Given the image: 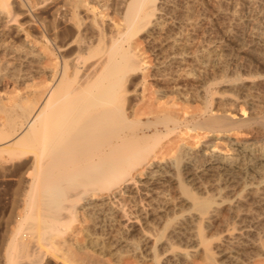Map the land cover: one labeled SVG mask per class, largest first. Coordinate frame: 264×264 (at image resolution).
<instances>
[{"label":"bare ground","instance_id":"obj_1","mask_svg":"<svg viewBox=\"0 0 264 264\" xmlns=\"http://www.w3.org/2000/svg\"><path fill=\"white\" fill-rule=\"evenodd\" d=\"M259 1L240 2L252 5ZM164 2L36 0L34 5L40 11L32 18L29 9L23 8L22 1L0 0V42L12 34L31 28L35 30L32 34L34 43L42 45L44 51L54 58L51 66L42 65L45 54L29 44L27 52L23 53L26 57L22 54L26 61L25 68L20 70L19 67L22 72L17 71L19 73L16 74L17 69L14 67L15 76L12 74L16 82H23V90H17L18 93L7 98L0 95L6 99L0 98V172L8 175L19 172L25 174L22 182L28 187L24 198L26 212L18 221L1 256L4 264L42 262L46 252L42 248L53 247L48 238L63 235L75 219L78 208L89 213L98 211L104 219L126 228L128 223L136 220L132 210L136 206L140 207L142 199L154 200L157 198L156 188L172 185V181L196 211L199 243L203 246V252L213 259L214 253L212 255L200 223L208 218L210 220L214 215L213 206L217 200H214L213 195L197 196L189 187L199 185V180L203 182L204 176L210 178L234 173L240 176L237 172H246L248 168L252 171L259 168L261 180L257 183H264V97L254 92L259 87L261 89L262 85L264 89V71L263 75L255 71L251 72L254 75L245 73L244 76H239L235 71L238 75L230 77L225 66L223 74L229 75V78L223 75L224 78L215 81L218 80L216 74L217 79L211 80L214 78L213 73H218L215 70H224V66H221L226 59L223 57L226 49L222 51V47L224 49L226 45L222 46L221 43V46L218 44L220 47L214 45L215 48L206 50L208 52L202 49L206 54L204 56L203 52L200 56L205 57V63L202 62L195 71L192 69L196 66L187 69L183 64L187 62L185 56L188 49L180 44V35H177L179 40L170 34L173 30L169 33L167 24L164 25L165 11L161 12ZM22 15L27 17L24 22L19 21ZM260 24L262 29L253 31L254 39L250 40L252 44L248 47L251 55L248 56L253 55L255 63L264 67V55L261 56L264 49V22ZM156 33L161 35L159 40ZM155 34V40L160 44L157 53L161 59H157L160 66L156 67L158 69L153 75L157 87L156 100L161 101L169 97V93H174V100L177 96L184 101L192 98L190 94H193L200 105L195 107L196 110L193 108L189 111L178 99L176 103L181 106H174L173 98V105L168 99L170 102L155 101L156 104L142 108L140 102L144 100L145 90L143 61L136 54L134 46L142 36L151 38ZM227 36L228 41L235 39L232 35ZM236 40L238 43L239 40ZM255 43L263 47L260 54L255 51ZM193 50L190 51L195 53ZM38 77H43V84L37 86L34 81L28 82ZM226 90L230 93H226ZM188 95L190 98L187 99ZM239 103L247 104V114L245 110L239 114L236 112ZM146 111L149 114L141 116ZM183 130L184 133L202 131L207 138L200 142V148L195 152L188 153L178 148L170 163L162 166L171 168L173 177H164L159 174L161 167L153 165L155 151L164 141ZM231 132H242L246 136L231 138L228 136ZM218 139L233 150L234 146L240 149L246 147L247 150L253 148L256 155L253 154L255 152L251 153L260 161L242 168L235 162V154L230 156L215 148ZM239 154L236 153L237 156ZM248 154L252 156L250 152ZM250 170L249 173L252 172ZM141 174H144L143 177H140ZM214 178L217 179V176L212 178V182L216 180ZM218 179V185L214 183L215 187H220ZM202 182L201 186L206 187L204 185L207 182ZM243 182L242 186L247 183ZM249 182L247 184L252 186L256 184ZM255 191L252 190V193ZM244 196L243 199L246 198ZM137 197L142 200L141 204L135 203L131 207L129 202ZM237 202H234L236 206ZM160 237L157 236L151 244L155 257V241ZM35 238H40V244Z\"/></svg>","mask_w":264,"mask_h":264},{"label":"rangeland","instance_id":"obj_2","mask_svg":"<svg viewBox=\"0 0 264 264\" xmlns=\"http://www.w3.org/2000/svg\"><path fill=\"white\" fill-rule=\"evenodd\" d=\"M14 1H22L24 4L23 8L29 9L30 14H32V18H34V15L40 11V9L34 5L36 0H11V2ZM164 1L166 3L164 2L162 5V7L164 6L163 10H161V12L165 11L163 12L164 20L166 18L164 25L167 24L166 29L169 28L167 29L169 30V33L171 32L170 30H173L174 32L176 31V33L172 31L170 34L177 37L179 40L181 37L182 42L179 41L180 44H183V46L188 49L185 56V62H187L183 64L187 69L196 66L195 69L191 68L192 71H195L203 64L202 62L205 63L204 56L206 52L215 48L214 45H220L221 43L222 46L226 45L224 49L222 47V51L226 49V51H223V57L227 60L224 59L221 54V57L224 59L221 67L224 66V70L222 68H220L221 70H215L218 71V73L214 72V78L211 80L214 81V79L218 78V80L215 81H219L220 78L222 79L227 76V74H223L226 68H228V70L226 69V72L228 71L230 73V77H233L234 74H240L239 76H244L247 73H249V75H254L252 73H255V71L256 73L259 72V74H262L264 67L262 65L260 67V63H258L259 66L255 63L256 60L253 58V55L251 57L248 56L251 55L248 51V47L252 44L251 42L254 39V30H258L260 28L262 29V24H260V22H264V0H260L252 5L251 3L249 5L242 4V2H240L241 0ZM253 5H256L257 7ZM26 20L27 17L25 15L19 17V21L21 22ZM168 24L171 25V27H169ZM33 33H35L34 29H25L21 33L12 34L10 37L0 42V95L3 98H7L9 96L11 97L12 95H15L16 92H19L17 90L21 91L24 88L22 81V84L18 81L17 82L19 84H17L16 79L14 80V78H16L14 77V67L17 69L16 74L19 72L21 73L22 71L20 70L25 68L26 61L24 57L26 56L23 53L25 51L27 52L29 44L34 49L45 54L43 55L41 53L44 56V59L42 58V65L51 66L52 63H54L53 56L48 54L47 51H44L45 49L42 45L34 43V37L32 36ZM156 34L158 37H161V35H159L160 33ZM156 34L151 37L152 39L142 36L136 40L134 46V49L137 52L136 54L143 61L142 73H144L143 86L145 87V90L143 91L144 100L140 102L142 108H148L151 104L153 105L156 104V102H162V100L169 99L172 101L174 100L173 95H175L174 93H171L173 95H170L169 93V97L166 96L168 98L164 97L161 101L160 99L156 100L155 90H157V87L156 83L154 84V71L156 72L158 69L156 67L160 66L159 63V65L157 64V59L158 61L161 60L159 59V53H157L160 49V44H157L159 43L158 40L160 37L157 38L158 40L156 41ZM177 35H180V37ZM227 35L235 37V39L233 38L234 40H232L233 42L231 40L228 41ZM183 37L190 43H188V41L186 42ZM236 39L239 40L238 43ZM155 43L157 45H155ZM255 44V51L257 50L259 54L261 52L264 53L263 47L260 44ZM196 48L198 50H196ZM202 49L205 51L208 50L206 52L203 50L204 58L200 56L203 55ZM190 50L195 51V53ZM263 53L261 56L264 55ZM195 54L197 56H195ZM188 56L190 57L188 58ZM249 57L252 60L248 59ZM251 61L254 62L251 63ZM249 65H252L253 67ZM230 71L233 73L232 76ZM235 71L238 72V74ZM227 77L229 78V75ZM32 81H34L33 83H35V85L39 86L43 84V77L34 78L28 82L32 83ZM36 82L38 84H36ZM262 87L263 85L261 86V89L259 87L257 88L258 90H254L255 94H258L261 98L264 97L262 96L264 95V89ZM256 91H258V93ZM226 93H230V91L226 90ZM192 95L193 94H190L192 98L188 95L186 98L190 99H185L184 101L183 99H178L176 96L174 100L175 104L174 101L171 103L172 105L174 104V106L177 105L176 107H178L179 103L176 102L179 100L181 102L180 104L183 105V107H188L189 111L193 108V110H196L200 105L197 99L193 98ZM195 107L197 108L195 109ZM236 108V112L238 114L241 112L243 113L244 110L247 114L249 110L247 104L245 106L244 103H239ZM145 114L149 113L146 111L141 114V116H144ZM181 132H178L177 135L171 137L169 140L164 141L157 148L155 151L156 153L153 156V165H159L161 167L159 174L164 177H173V173L171 172L172 170H170L171 168H163L162 166L166 163H170L172 156L179 151L178 148H182V150L188 153L192 151L195 152L200 148V142L207 138L205 132L201 133L202 131L197 132L198 134L196 132L189 131L184 133V130ZM229 134V137H233L235 139H241V137L243 138L246 136L242 132H231ZM216 145L217 146L215 148H217V150L219 149L220 153L224 152L230 156L235 154L233 156L237 157L235 162L240 164L242 168H244V166L248 167L253 164H257V160L260 161L255 156L256 151L252 150L253 148H248L247 150L246 147V149L244 147V149H242V147L240 149V147L234 146L233 150L230 146L226 145L225 142L219 139ZM245 150L248 153L250 152V155L252 156L255 154V157L253 156L252 158V156H249ZM251 152L255 153L252 154ZM236 153L240 154L237 156ZM244 154H246V156L241 157V155L244 156ZM250 158L255 159L256 161H249ZM242 160L244 162H242ZM257 169L259 168H256V170ZM244 170L246 171L247 168ZM249 170L250 169L248 168L246 172H237L241 177L235 173L233 174L234 176L232 174H221V176L216 175L217 179L220 177L218 179L219 182L217 181L220 187H215L218 185L216 183V178H214L216 179L215 181H211L212 178L216 176H210L211 179L209 176H204L202 178L203 182L208 180V182L206 181L207 185H204L206 187L201 186V180H199V185L196 184L197 187L195 184L193 186L190 182L188 183L191 185V187H189L190 190L197 196L206 197L213 195L214 200H217L215 201L217 204L213 206L215 209L213 213L214 215H212L210 220L208 218L207 221L205 219L206 222L203 220L200 223L202 232L205 237H207L206 239L209 242L210 250L212 251L210 252L212 255L214 253V257H212L213 259H211V257L209 258L208 254L203 252V246L199 243L196 234L198 224L197 217L195 216L196 211L192 208L189 200H185L187 199L186 196L184 195V198L183 193L180 194L179 188L175 187V184H173L172 181V185L169 184L163 185V187H157L156 189L160 193L157 192V198L152 201H146L145 199H142V201L137 197L129 202L131 207L135 203L141 204V201L142 204L140 207L138 206L137 208L136 206L132 210L133 214L136 216V218H134L136 220L128 223L126 228H121L120 225H116L112 220L108 221L107 219H104L102 214L98 211L89 213L87 210L78 208L75 213V219L68 226L66 232L63 235H54L52 238H48V241H52L50 243L53 244V247H43L41 244L44 248H42V250L46 252L42 262L38 264H264V240H262L264 239V183H257V181L259 182L261 180V170L256 171L254 169L253 171L256 173L252 170H250L252 172L249 173ZM248 174H252V176L254 174V176L252 177ZM23 175L20 174V172L13 173V175H8L6 172L2 174V172H0V264H4L1 256L6 251L9 239L12 237L18 221L26 212L24 198L28 187L24 182H22V179L25 178V174ZM143 175L144 174H141L140 177H143ZM232 178L234 179L232 180ZM240 179L241 182L239 183ZM243 181H245V183H248L249 181V183L255 182V185H258L259 187H255L254 184L252 186V184L247 183V187H244L246 184L242 186V184H244ZM214 183L216 185H214ZM252 190L255 192L252 193ZM243 195H245V199L242 198ZM170 197L172 199H170ZM166 201L167 203H165ZM234 202H237L239 207L236 206ZM189 215H192V217L190 218ZM179 229L182 232L179 231ZM145 234L147 236H144ZM157 236L161 237L157 238L155 241V251L157 254L155 257L153 256L151 244ZM37 238H35V240L38 242L40 238ZM27 239L29 240L28 235L26 240ZM31 243L34 244V242ZM38 244H40V242H38ZM171 244L173 245L172 247L170 246ZM261 252L262 254H260Z\"/></svg>","mask_w":264,"mask_h":264}]
</instances>
